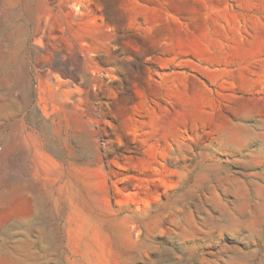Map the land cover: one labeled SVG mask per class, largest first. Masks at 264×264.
<instances>
[{
    "label": "rangeland",
    "instance_id": "1",
    "mask_svg": "<svg viewBox=\"0 0 264 264\" xmlns=\"http://www.w3.org/2000/svg\"><path fill=\"white\" fill-rule=\"evenodd\" d=\"M0 264H264V0H0Z\"/></svg>",
    "mask_w": 264,
    "mask_h": 264
}]
</instances>
